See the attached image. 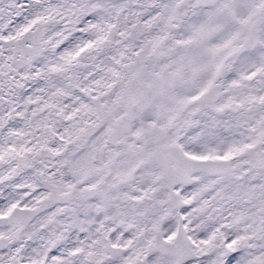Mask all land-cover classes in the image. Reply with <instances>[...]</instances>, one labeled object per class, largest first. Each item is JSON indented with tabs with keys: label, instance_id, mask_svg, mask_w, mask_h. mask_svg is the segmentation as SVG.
I'll return each mask as SVG.
<instances>
[{
	"label": "snow or ice",
	"instance_id": "snow-or-ice-1",
	"mask_svg": "<svg viewBox=\"0 0 264 264\" xmlns=\"http://www.w3.org/2000/svg\"><path fill=\"white\" fill-rule=\"evenodd\" d=\"M0 264H264V0H0Z\"/></svg>",
	"mask_w": 264,
	"mask_h": 264
}]
</instances>
